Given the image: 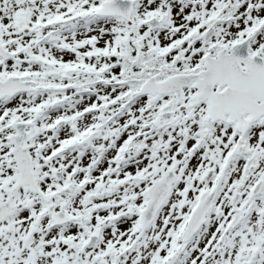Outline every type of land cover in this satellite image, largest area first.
I'll return each instance as SVG.
<instances>
[{
    "label": "snow or ice",
    "instance_id": "snow-or-ice-1",
    "mask_svg": "<svg viewBox=\"0 0 264 264\" xmlns=\"http://www.w3.org/2000/svg\"><path fill=\"white\" fill-rule=\"evenodd\" d=\"M0 264H264V0H0Z\"/></svg>",
    "mask_w": 264,
    "mask_h": 264
}]
</instances>
